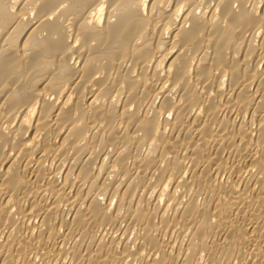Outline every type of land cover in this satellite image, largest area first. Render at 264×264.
I'll return each mask as SVG.
<instances>
[{
  "label": "bare ground",
  "instance_id": "bare-ground-1",
  "mask_svg": "<svg viewBox=\"0 0 264 264\" xmlns=\"http://www.w3.org/2000/svg\"><path fill=\"white\" fill-rule=\"evenodd\" d=\"M0 264H264V0H0Z\"/></svg>",
  "mask_w": 264,
  "mask_h": 264
}]
</instances>
